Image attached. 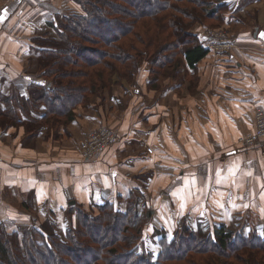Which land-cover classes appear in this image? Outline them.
I'll list each match as a JSON object with an SVG mask.
<instances>
[{
    "label": "crops",
    "instance_id": "1",
    "mask_svg": "<svg viewBox=\"0 0 264 264\" xmlns=\"http://www.w3.org/2000/svg\"><path fill=\"white\" fill-rule=\"evenodd\" d=\"M241 1L222 24L229 48L210 50L196 70L187 68L194 86L171 78L151 85L146 69L135 85L78 107L59 137L48 127L31 138L24 127L0 130V223H26L33 206L42 218L48 209L148 192V203L158 205L153 223L187 215L189 226L206 234L225 225L262 235L264 140L246 147L240 139L255 130V111L264 108V0ZM74 10L73 0H0V98L14 90L28 96L39 77L35 40L56 38L52 22ZM101 127L118 132V142L85 158L78 141Z\"/></svg>",
    "mask_w": 264,
    "mask_h": 264
},
{
    "label": "trees",
    "instance_id": "2",
    "mask_svg": "<svg viewBox=\"0 0 264 264\" xmlns=\"http://www.w3.org/2000/svg\"><path fill=\"white\" fill-rule=\"evenodd\" d=\"M73 1L78 11L59 14L51 24L58 36L35 40L42 46L39 77L28 96L18 90L2 94L1 131L24 127L31 138L48 127L59 137L78 107L116 86L135 85L146 65L151 85L174 79L182 67L187 74L189 67L196 70L210 49L195 28L213 26L209 20L222 25L230 10L220 0ZM127 199L125 211L106 201L93 216L69 206L64 237L49 219L41 226L44 233L1 222L0 264H264V231L225 225L204 234L184 224L171 241H162L154 258L140 251L152 217L139 211L137 192Z\"/></svg>",
    "mask_w": 264,
    "mask_h": 264
},
{
    "label": "rangeland",
    "instance_id": "3",
    "mask_svg": "<svg viewBox=\"0 0 264 264\" xmlns=\"http://www.w3.org/2000/svg\"><path fill=\"white\" fill-rule=\"evenodd\" d=\"M11 1H13V0H11ZM220 1L221 2H225V3H227L229 5V8H230L229 11H233L234 12V9H236V8L238 9L239 8V5L237 7V1L238 0H220ZM246 1L247 0H243L241 2L244 3ZM248 1H252V0H248ZM246 13H248V10L246 11ZM208 23L210 25H213V26H206V27L198 26L197 28H195V31L198 30L197 34H198L201 42L206 47L209 48V46H207L208 44H207V41H206L205 38H207L209 35H211L212 32H215V33H218V34L224 32L226 34V36L223 37L224 40H225L224 44H226V43L229 44V42H228L229 36H227V33L225 31V29L227 27L224 26V25H220V26L216 25L215 21H211V20H209ZM228 28H231V27H228ZM211 44H213V42H211ZM225 49H227V48H225ZM146 67H147L148 70L150 69V66L148 67V65H146ZM180 69H181L180 73H178L177 76H175L174 79L172 78V82H175V83L181 82V83L184 84V82H185L184 80L185 79H189V81H191V84L194 86L197 78L196 77H192V75H190L189 73L187 74V72L184 70L183 67L180 68ZM170 74H172V73H170ZM170 80L171 79H166L161 84H165V83L167 84L168 81H170ZM159 84L160 83H157L155 85L160 86ZM161 86H163V85H161ZM191 89H193V87ZM107 92L109 93L110 91H107ZM48 131H49V128H48ZM91 132H87L78 141V148H79V150H80V152L82 154H83V147H82L83 145L82 144L83 143H87L89 141V137H90ZM24 134H25V132H24ZM51 135L52 134H49V136H51ZM137 194H138V200H139L138 209H139L140 212L145 213L146 211L156 210L157 209L158 205H155V204H152V203L151 204L148 203L147 198L145 196H144L145 198L143 197V194H148V192H140V193L137 192ZM158 199H159L160 204L163 203V198H162L161 194H159ZM129 201L130 200L127 199L124 202H121L119 200L117 202H112V203L114 204V207L117 210L125 211L128 208ZM33 202H34V198H33ZM100 205H102V204H98V205L93 206V207L78 206V210L81 211V213L86 211V212L83 213L84 215L93 216V215H96L97 213H99V206ZM20 209L25 210L26 208H20ZM65 212H66V210H63L62 212H60V210L53 211V210L48 209V210H46V212H43V213H45V217L41 218L40 214L38 213V211L35 210V206H33V210H30L29 214L26 215L28 221L26 223L21 224V225L25 226V227L31 226L32 228L39 229L41 232H43L42 224L49 219L50 222H52L53 224L54 223L56 224V226H57L56 231L62 237H64L65 236L66 227L68 225L67 215L65 214ZM23 216H25V215L23 214ZM154 216H152L151 221L146 225L148 230H147V234L144 235L145 236V240H144V243L140 246V251L141 250L149 251V252L153 253L154 258H156L157 255L159 254V252L162 251V248H161L162 241L165 238L167 239L168 242L171 241L174 238V236L176 235V232H178L184 226V224L189 226V222L187 221V215H185L184 217L179 215V216L175 217V220H172L170 224L164 225L163 223L160 224L158 222L153 223ZM178 218H180V219L178 220ZM7 223L11 227L13 225H15V222H13V221H7ZM152 223H153V225H152ZM165 226H167V228ZM44 227H49V226H48V224H46ZM199 229L200 228H198L196 231H198ZM211 229L212 228H210L209 230H211ZM205 230L209 231L208 229H205ZM199 231H201V230H199ZM204 234H206V233H204Z\"/></svg>",
    "mask_w": 264,
    "mask_h": 264
},
{
    "label": "built area",
    "instance_id": "4",
    "mask_svg": "<svg viewBox=\"0 0 264 264\" xmlns=\"http://www.w3.org/2000/svg\"><path fill=\"white\" fill-rule=\"evenodd\" d=\"M13 1H21L24 0H13ZM224 36L226 34L223 33H215L212 32L206 39L207 46H209L210 50L217 49H225L230 46V44H224ZM210 41V42H209ZM213 42V44H211ZM208 48V47H207ZM255 130L241 138L240 141L242 145L246 147H254L258 145V143L263 142L264 140V108H257L255 111ZM118 142V132L113 129L101 127L95 131H92L89 137V141L87 143H83V156L85 158H93L97 154L104 152L108 148L114 146ZM152 148H148V152L152 153Z\"/></svg>",
    "mask_w": 264,
    "mask_h": 264
},
{
    "label": "water",
    "instance_id": "5",
    "mask_svg": "<svg viewBox=\"0 0 264 264\" xmlns=\"http://www.w3.org/2000/svg\"><path fill=\"white\" fill-rule=\"evenodd\" d=\"M74 203H75V202H73L72 205H74ZM153 214H154V211H153V210H149V211L147 212V217L150 219V218L152 217Z\"/></svg>",
    "mask_w": 264,
    "mask_h": 264
},
{
    "label": "snow or ice",
    "instance_id": "6",
    "mask_svg": "<svg viewBox=\"0 0 264 264\" xmlns=\"http://www.w3.org/2000/svg\"><path fill=\"white\" fill-rule=\"evenodd\" d=\"M262 35H264V34H262ZM249 175H251V173H249Z\"/></svg>",
    "mask_w": 264,
    "mask_h": 264
}]
</instances>
